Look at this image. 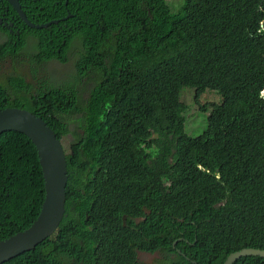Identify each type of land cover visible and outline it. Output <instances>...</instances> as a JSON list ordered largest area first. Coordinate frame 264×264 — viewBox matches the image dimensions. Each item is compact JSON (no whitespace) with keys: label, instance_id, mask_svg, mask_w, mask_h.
Here are the masks:
<instances>
[{"label":"trees","instance_id":"obj_1","mask_svg":"<svg viewBox=\"0 0 264 264\" xmlns=\"http://www.w3.org/2000/svg\"><path fill=\"white\" fill-rule=\"evenodd\" d=\"M184 4L175 12L167 0L21 1L32 24L59 22L36 30L0 1L13 24L0 26V62L31 64L30 76L0 82V110L43 118L68 168L58 231L4 264H145L140 252L164 256L154 264H224L264 249V0ZM79 44L77 77L95 81L88 96L79 79L63 85L46 70ZM184 89L208 113L198 138L186 131ZM207 91L223 100L200 106ZM40 162L25 135L0 137V242L40 215Z\"/></svg>","mask_w":264,"mask_h":264},{"label":"water","instance_id":"obj_2","mask_svg":"<svg viewBox=\"0 0 264 264\" xmlns=\"http://www.w3.org/2000/svg\"><path fill=\"white\" fill-rule=\"evenodd\" d=\"M1 1L8 3L22 22L31 29L42 30L59 24L58 21L39 26L32 24L21 6V1L27 0ZM70 18L71 16H68L67 19ZM11 132L25 135L36 146L45 182V200L41 213L31 228L9 240L0 242V264L34 251L51 238L58 231L66 212L67 155L57 134L43 118L29 110L15 107L0 110V137ZM242 257L264 258V249H244L227 257L224 264H235Z\"/></svg>","mask_w":264,"mask_h":264},{"label":"rangeland","instance_id":"obj_3","mask_svg":"<svg viewBox=\"0 0 264 264\" xmlns=\"http://www.w3.org/2000/svg\"><path fill=\"white\" fill-rule=\"evenodd\" d=\"M170 3L171 7L175 12H179L183 6L185 5L184 2L186 0H167ZM8 41L4 35L0 34V43H4ZM82 51V47L80 44L77 47H72L68 53V62L61 63L58 61L51 62L47 64L46 70L51 72L54 75V78H58L61 84H65L68 81H72L74 79H79V89H81L86 96L89 95V91L93 88L95 81L93 78H86V77H77V69L76 63L79 57L78 52ZM31 65L30 63H22L16 62L12 63L9 59H6L0 62V82L6 83L10 76H14L17 74H26L30 76L31 74ZM182 101L189 106L190 111L186 114L188 123H187V134L193 138H198L204 135L207 125H208V113L202 114L200 111L199 105L196 103V91L191 89H184L182 92ZM223 100L216 92L207 91L205 95L202 97L200 101V106H203L210 102H219V100ZM79 125L77 121V117L72 125V130L74 131ZM79 132H74V134L70 137V140L77 139ZM164 257L160 253L156 254H144L140 253L139 258L141 262L145 264H154L158 260Z\"/></svg>","mask_w":264,"mask_h":264},{"label":"clouds","instance_id":"obj_4","mask_svg":"<svg viewBox=\"0 0 264 264\" xmlns=\"http://www.w3.org/2000/svg\"><path fill=\"white\" fill-rule=\"evenodd\" d=\"M1 1V0H0ZM2 2V1H1ZM12 8V7H11ZM13 9V8H12ZM24 12V11H23ZM18 15V14H17ZM26 15V14H25ZM2 16V15H1ZM0 16V21H1V24L0 26H2V28H6L8 29L9 27H12L13 24L9 23L10 21L8 20V18L5 17V19H3L2 17ZM20 18V17H19ZM22 21V20H21ZM36 25V24H34ZM39 26V25H38ZM54 26V25H53ZM182 241V240H181ZM176 245V243H175ZM174 245V246H175ZM140 253H143V252H140ZM144 254H148V253H144ZM153 255V254H152Z\"/></svg>","mask_w":264,"mask_h":264},{"label":"flooded vegetation","instance_id":"obj_5","mask_svg":"<svg viewBox=\"0 0 264 264\" xmlns=\"http://www.w3.org/2000/svg\"><path fill=\"white\" fill-rule=\"evenodd\" d=\"M2 10H3V13H4V14H3L2 16H1V15H0V16H1L3 19H5V14H6V13H9V8H8V7H5L4 9L2 8Z\"/></svg>","mask_w":264,"mask_h":264}]
</instances>
